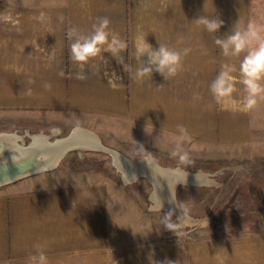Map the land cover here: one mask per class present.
Listing matches in <instances>:
<instances>
[{"label": "crops", "instance_id": "0c3cea01", "mask_svg": "<svg viewBox=\"0 0 264 264\" xmlns=\"http://www.w3.org/2000/svg\"><path fill=\"white\" fill-rule=\"evenodd\" d=\"M203 15L219 17L223 26L208 33L194 21ZM100 17L109 18V28L128 47L115 56L102 52L81 69L71 59L67 32L77 27L90 33ZM236 22L264 25V0H0V133L52 137L87 130L125 158L169 167L181 166L170 156L167 136L178 124L191 135L184 145L198 158L191 164L263 149L264 101L244 109L239 84L230 100L217 102L209 91L223 63L238 69L243 59L225 58L214 43ZM137 33L154 48H191L182 71L167 80L154 72L137 81ZM81 73L85 79L77 78ZM134 141L144 146L143 155ZM67 153L52 168L0 185V264H26L36 243L46 245L50 264H264L262 228L206 240L150 241L145 227L136 231V222L109 204L114 194L105 170L75 168L72 161L61 167ZM198 170L211 178L204 169L189 173Z\"/></svg>", "mask_w": 264, "mask_h": 264}, {"label": "rangeland", "instance_id": "374dc122", "mask_svg": "<svg viewBox=\"0 0 264 264\" xmlns=\"http://www.w3.org/2000/svg\"><path fill=\"white\" fill-rule=\"evenodd\" d=\"M49 134L52 135L50 137L52 140L65 137L67 132ZM30 138L26 135L21 140L26 143ZM190 143L187 149L191 150L194 145ZM190 157L191 162L198 160L193 154H190ZM71 161L75 168L85 169L90 164L103 168L106 172L105 180L109 184L108 191L114 194L109 204L114 203L113 205L118 206L123 211L122 215L128 214L129 220L138 225L136 231L140 230L141 226L145 227L147 239L150 238L152 242L168 240L179 243L187 239L206 240L210 237L243 235L247 232H256L258 228L264 230V148L255 151L252 148L237 149L225 158L201 166L198 164L160 166L180 168L186 172L204 169L213 179L211 181V178H207L198 184L178 185L176 197L175 190L172 194L176 198L172 197V204L176 201L178 205L174 203V206L178 210L181 209L179 210L181 214L166 208L159 210L153 206L155 209H151L154 205L151 202L153 184L144 176H140L136 183H124L126 180L122 177L123 173L113 164L114 156L107 151H98L94 154L84 149L71 150L65 160L63 159L61 167ZM198 171L204 174L203 171ZM168 197L169 192H165L161 199L165 202L169 200ZM169 212L172 213L171 222L179 224V228L176 229L178 235L166 229L161 223L162 216Z\"/></svg>", "mask_w": 264, "mask_h": 264}, {"label": "clouds", "instance_id": "9594fccd", "mask_svg": "<svg viewBox=\"0 0 264 264\" xmlns=\"http://www.w3.org/2000/svg\"><path fill=\"white\" fill-rule=\"evenodd\" d=\"M44 18L45 14L41 13L39 19ZM60 20L63 21V17H60ZM194 21L208 33H217L224 23L219 17L209 18L204 15ZM110 23L108 17H100L92 25L90 33H85L77 27L68 30L67 36L73 41L70 45L71 59L79 64L81 69L102 52H109L115 56L127 49V41L109 28ZM135 40V54L140 61L139 66L134 70V78L137 81L151 79L154 72L159 73L165 80L175 77L182 71L184 58L191 52V48L177 50L159 43L158 48H154L147 42L146 35L143 33H137ZM214 43L220 48L222 55L229 60L239 58L241 54L244 55L238 69L231 62L221 65L220 71L209 85L213 98L217 102L233 99V94L239 90L237 88L239 84L243 86V91L246 93L240 101L244 109H252L260 101H264V25L249 23L241 27L239 22H236V26L229 34L217 37ZM129 71L132 70L129 69ZM77 78L85 79L86 77L81 73ZM115 78L119 79V77ZM199 98V94L194 96V99ZM167 136L172 145L170 156L176 158L179 164L190 166V153L184 147L185 142L191 140L188 129L178 124L174 131L167 132ZM135 143L138 146V153L143 155L146 152L144 146ZM171 216V212L162 216L161 223L166 229L178 235L176 229L179 228V224L171 222ZM45 247L43 243L34 244V251L28 255L26 264H50ZM165 264H171V262L166 261Z\"/></svg>", "mask_w": 264, "mask_h": 264}, {"label": "water", "instance_id": "95a60500", "mask_svg": "<svg viewBox=\"0 0 264 264\" xmlns=\"http://www.w3.org/2000/svg\"><path fill=\"white\" fill-rule=\"evenodd\" d=\"M84 135L81 142L99 143L102 150L111 153L119 154L122 160L133 162L134 165L140 163V160L134 161L125 158L121 153L116 152L112 148L102 143L94 134L81 129H74L69 136L57 137L50 139L51 136H42L41 134L32 135L29 142H23L22 137L10 132L0 133V185L7 182L18 180L21 177L30 176L34 173L45 171L56 166L65 154L73 149L74 145L80 141L76 136ZM39 135L44 139L42 145L38 141ZM18 137V138H17ZM19 140V142H18ZM78 140V141H77ZM19 145V146H18ZM18 146V147H16ZM19 148V149H18ZM75 148V147H74ZM115 158V157H114ZM163 173V171H161Z\"/></svg>", "mask_w": 264, "mask_h": 264}, {"label": "bare ground", "instance_id": "6f19581e", "mask_svg": "<svg viewBox=\"0 0 264 264\" xmlns=\"http://www.w3.org/2000/svg\"><path fill=\"white\" fill-rule=\"evenodd\" d=\"M12 133V132H11ZM12 134L15 135V132ZM42 135V134H41ZM19 137V135H17ZM43 136V135H42ZM84 136V135H83ZM83 136L78 134L76 136L77 139L80 141L77 142V145L73 146V149H103L99 143L94 142H81L83 141ZM17 137V138H18ZM41 143H38V145L43 146L44 139L39 135V139ZM19 142V140H18ZM19 146V145H18ZM16 146V147H18ZM75 147V148H74ZM19 149V148H18ZM68 151V152H71ZM115 161H113L120 170L123 173V176L126 181H129L130 179L134 180L137 179L138 176H147L150 180L153 181L155 184L156 191L153 193L152 197V204H154V207H160V202L162 207L170 208L173 211H176L178 214H181L177 207L174 206V203L172 204L173 192L175 189V186H177V183H198L203 182L208 177L205 176L202 172L197 171L196 173H189L186 172L180 168H167V167H160L159 165L155 164L153 159L147 160H140V163H137V165H134L133 162H127L125 159L122 160L119 154L114 153ZM163 171V173L161 172ZM158 190V191H157ZM162 193H161V192ZM165 192H169V197L164 202V200L161 199V196L165 194ZM173 197V198H172ZM175 199V198H174ZM169 202V203H168ZM176 205V204H175ZM182 216V215H181Z\"/></svg>", "mask_w": 264, "mask_h": 264}]
</instances>
